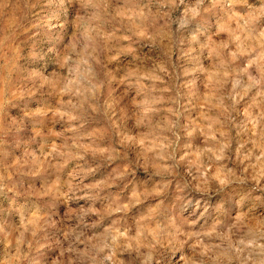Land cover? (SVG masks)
<instances>
[{"label":"rangeland","instance_id":"1","mask_svg":"<svg viewBox=\"0 0 264 264\" xmlns=\"http://www.w3.org/2000/svg\"><path fill=\"white\" fill-rule=\"evenodd\" d=\"M0 264H264V0H0Z\"/></svg>","mask_w":264,"mask_h":264}]
</instances>
